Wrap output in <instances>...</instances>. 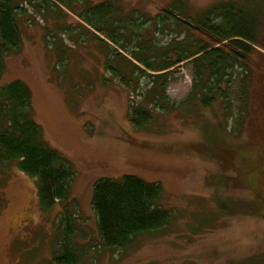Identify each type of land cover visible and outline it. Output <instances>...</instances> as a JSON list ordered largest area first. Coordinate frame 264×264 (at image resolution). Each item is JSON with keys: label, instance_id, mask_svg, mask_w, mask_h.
I'll return each mask as SVG.
<instances>
[{"label": "rangeland", "instance_id": "374dc122", "mask_svg": "<svg viewBox=\"0 0 264 264\" xmlns=\"http://www.w3.org/2000/svg\"><path fill=\"white\" fill-rule=\"evenodd\" d=\"M177 1L193 17L222 0H116L125 12L149 15ZM65 11L28 12L20 25L22 48L5 57L0 88L16 80L30 87L44 140L72 163L69 208L81 233L74 240L86 245L80 264H230L263 254L264 221L251 213L224 214L218 204L250 197L232 179L246 182L256 172L249 168L247 145L233 154L244 168L223 155L227 139L235 145L246 141L245 70L236 68L227 102L217 98L210 108L195 101L169 113L154 111L148 128L138 130L129 110L140 98L107 71V50L81 26L83 20ZM73 29L85 35L70 34ZM193 83V65H176L169 97L186 102ZM9 165L0 167V264H54L63 205L42 211L35 179ZM126 175L160 183V203L175 219L169 231L142 235L129 249H105L92 206L94 186L101 178Z\"/></svg>", "mask_w": 264, "mask_h": 264}, {"label": "trees", "instance_id": "16d2710c", "mask_svg": "<svg viewBox=\"0 0 264 264\" xmlns=\"http://www.w3.org/2000/svg\"><path fill=\"white\" fill-rule=\"evenodd\" d=\"M65 9L77 14L93 41L106 48L107 71L140 98L129 110L138 130L148 128L154 111L169 113L195 101L210 108L217 98L227 102L236 68L245 70L241 125L243 135L246 128V141L235 145L227 139V155H223L242 168L233 154L247 145V162L256 172L246 182L237 176L232 179L250 190V197L219 200L218 204L224 214L251 213L264 221V0H222L193 17L180 1L149 15L138 9L125 12L116 0L96 4L89 0H0V78L5 57L22 48L20 25L28 12L47 15L60 10L66 15ZM80 29L70 34L84 36ZM165 34L167 42L161 39ZM186 62L193 65V89L186 102L177 104L168 95V85L176 65ZM11 163L35 179L42 211L63 205L54 264H80L86 245L74 240L81 233L69 208L73 166L44 140L42 127L34 119L31 89L21 80L0 88V167ZM162 194L160 183L132 175L99 179L92 206L101 245L125 250L142 235L169 231L175 213L162 206ZM230 264H264V253Z\"/></svg>", "mask_w": 264, "mask_h": 264}]
</instances>
